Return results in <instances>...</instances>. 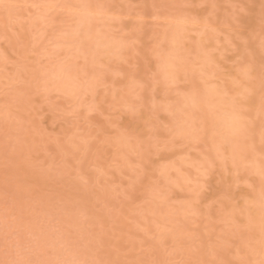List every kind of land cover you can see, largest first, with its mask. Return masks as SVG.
Returning a JSON list of instances; mask_svg holds the SVG:
<instances>
[{"label":"rangeland","instance_id":"obj_1","mask_svg":"<svg viewBox=\"0 0 264 264\" xmlns=\"http://www.w3.org/2000/svg\"><path fill=\"white\" fill-rule=\"evenodd\" d=\"M262 17L0 0V264H264Z\"/></svg>","mask_w":264,"mask_h":264},{"label":"snow or ice","instance_id":"obj_2","mask_svg":"<svg viewBox=\"0 0 264 264\" xmlns=\"http://www.w3.org/2000/svg\"><path fill=\"white\" fill-rule=\"evenodd\" d=\"M212 7H215V5H212ZM262 7H264V5H262ZM262 22H264V17H262ZM262 47H264V43H262ZM262 153H264V148H262ZM261 182H262V193H264V170H262L261 173ZM198 185H199V181H197ZM196 197L199 196V191H194L193 193Z\"/></svg>","mask_w":264,"mask_h":264},{"label":"bare ground","instance_id":"obj_3","mask_svg":"<svg viewBox=\"0 0 264 264\" xmlns=\"http://www.w3.org/2000/svg\"><path fill=\"white\" fill-rule=\"evenodd\" d=\"M69 86H70V84H68ZM232 117H234V116H232ZM232 117H230V119H227L226 120V125L225 126H227L228 128H229V131L230 130H232L233 128H235V126H234V124H233V118ZM232 118V119H231ZM223 119V118H222ZM222 123V122H221ZM223 126V125H222ZM224 130H225V128H223ZM226 131V130H225ZM230 132H234L233 130L232 131H230ZM224 134H225V132H224Z\"/></svg>","mask_w":264,"mask_h":264},{"label":"clouds","instance_id":"obj_4","mask_svg":"<svg viewBox=\"0 0 264 264\" xmlns=\"http://www.w3.org/2000/svg\"><path fill=\"white\" fill-rule=\"evenodd\" d=\"M261 2H262V5H264V0H261Z\"/></svg>","mask_w":264,"mask_h":264}]
</instances>
